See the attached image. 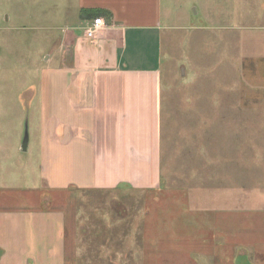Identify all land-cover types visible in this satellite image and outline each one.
Segmentation results:
<instances>
[{"label":"rangeland","instance_id":"obj_1","mask_svg":"<svg viewBox=\"0 0 264 264\" xmlns=\"http://www.w3.org/2000/svg\"><path fill=\"white\" fill-rule=\"evenodd\" d=\"M163 6L159 187L65 198L40 188V107L84 13L0 0V210L68 202L66 264H264V0Z\"/></svg>","mask_w":264,"mask_h":264},{"label":"crops","instance_id":"obj_2","mask_svg":"<svg viewBox=\"0 0 264 264\" xmlns=\"http://www.w3.org/2000/svg\"><path fill=\"white\" fill-rule=\"evenodd\" d=\"M163 1L71 0L76 14L106 15L88 37L93 19L84 13L76 33L63 34L69 53L62 46L57 67L44 72L40 188L54 197L159 187ZM63 202L1 209L0 264H66L65 227L75 211Z\"/></svg>","mask_w":264,"mask_h":264},{"label":"built area","instance_id":"obj_3","mask_svg":"<svg viewBox=\"0 0 264 264\" xmlns=\"http://www.w3.org/2000/svg\"><path fill=\"white\" fill-rule=\"evenodd\" d=\"M102 25H103V22L101 18L93 19L92 23H90V25L86 28L85 35L88 37H92L97 31V29H99L100 26Z\"/></svg>","mask_w":264,"mask_h":264},{"label":"trees","instance_id":"obj_4","mask_svg":"<svg viewBox=\"0 0 264 264\" xmlns=\"http://www.w3.org/2000/svg\"><path fill=\"white\" fill-rule=\"evenodd\" d=\"M84 13H87L86 14V18H90L92 17L93 19L95 18H99L100 16H105L106 12H104L103 10H100V9H88V11L85 10Z\"/></svg>","mask_w":264,"mask_h":264},{"label":"water","instance_id":"obj_5","mask_svg":"<svg viewBox=\"0 0 264 264\" xmlns=\"http://www.w3.org/2000/svg\"><path fill=\"white\" fill-rule=\"evenodd\" d=\"M26 145H27V134H26V132H25V135H24L23 140H22L21 149H22V150H25Z\"/></svg>","mask_w":264,"mask_h":264}]
</instances>
